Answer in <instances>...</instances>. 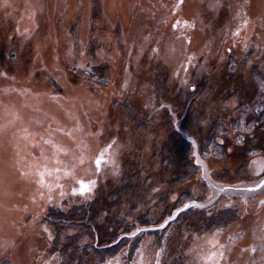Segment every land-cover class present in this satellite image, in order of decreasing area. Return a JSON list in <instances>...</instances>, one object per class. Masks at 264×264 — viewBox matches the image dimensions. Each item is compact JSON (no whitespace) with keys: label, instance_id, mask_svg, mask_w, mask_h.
Segmentation results:
<instances>
[{"label":"rangeland","instance_id":"obj_1","mask_svg":"<svg viewBox=\"0 0 264 264\" xmlns=\"http://www.w3.org/2000/svg\"><path fill=\"white\" fill-rule=\"evenodd\" d=\"M261 95L264 0H0V264H264Z\"/></svg>","mask_w":264,"mask_h":264},{"label":"trees","instance_id":"obj_2","mask_svg":"<svg viewBox=\"0 0 264 264\" xmlns=\"http://www.w3.org/2000/svg\"><path fill=\"white\" fill-rule=\"evenodd\" d=\"M264 104V95H261V100H260V105H263ZM241 188H243V187H241ZM243 190V189H242ZM243 192V191H242ZM210 200H208L207 202H206V204H209V205H211L212 204V202H213V200L211 201V202H209ZM208 205V206H209ZM199 209H201L200 207H198L197 205H195L194 203L193 204H191V205H187V206H185V207H183V210H180V211H178L179 213H175V215H174V213H173V211H171L170 213H169V215L167 216V218H169L170 216H172L171 218H173V219H166V220H168V221H166V220H160V221H158L157 223L159 224V223H162V225L160 226V228H156V229H149V230H146V233L145 234H151V235H153L156 239H158V240H160V242L162 241V240H164L165 241V232H166V230H168L169 229V227L170 226H172V224H175L174 222H175V220H176V222L178 221V220H181L182 218H184L186 215H187V217L186 218H184V219H186L185 221H187V222H189V219H190V216H192V215H195V213L197 212L196 210H199ZM215 215V214H214ZM163 219V218H162ZM218 219H220V217H213V215H209V214H206L205 216H199V218H198V220H197V224H198V226L199 227H201V228H203L205 225H208V224H211V226L212 227H216L217 225L215 224V222L218 220ZM164 221H165V223H164ZM91 223H89V225H90ZM164 224V225H163ZM221 225V224H220ZM163 226V228L161 229V227ZM219 226V225H218ZM129 228V227H128ZM148 232V233H147ZM93 233V232H92ZM127 231H123V233H118L117 235L116 234H113V236L115 235V241H117L116 243H111V245L110 244H107V245H105L104 247H105V249H103V248H101V247H97L96 246V244L95 245H93L92 246V249L94 248V249H96V250H99L100 252H102L103 250H105V251H107V250H111V252L112 253H114L113 252V249H115L116 247H119L120 245L122 246V245H124L125 243L124 242H126L127 240V242H129V243H131V242H134L135 243V241L137 240V238L139 237H136L135 238V240H132V241H130L129 239H127L128 237H127ZM175 233V232H174ZM111 234V235H112ZM134 243H131L130 245L133 247L134 246ZM120 246V247H121ZM180 256V255H179ZM178 256V257H179ZM178 257H177V261H173V262H171L170 264H180L179 263V260H178ZM73 263V262H72Z\"/></svg>","mask_w":264,"mask_h":264}]
</instances>
